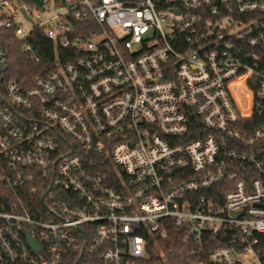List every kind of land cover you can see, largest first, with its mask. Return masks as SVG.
Returning <instances> with one entry per match:
<instances>
[{
	"label": "built area",
	"instance_id": "obj_1",
	"mask_svg": "<svg viewBox=\"0 0 264 264\" xmlns=\"http://www.w3.org/2000/svg\"><path fill=\"white\" fill-rule=\"evenodd\" d=\"M40 1L0 0L55 45L24 85L0 34V264H172L170 230L177 264H264V0Z\"/></svg>",
	"mask_w": 264,
	"mask_h": 264
},
{
	"label": "trees",
	"instance_id": "obj_2",
	"mask_svg": "<svg viewBox=\"0 0 264 264\" xmlns=\"http://www.w3.org/2000/svg\"><path fill=\"white\" fill-rule=\"evenodd\" d=\"M22 1L32 2V0ZM0 34L3 35L1 39L8 60V66L2 71V77L6 80L16 79L24 85H31L37 76L46 74L50 69L54 59L55 45L41 31H36L33 38V42L41 56L40 62H33L19 49L20 44L16 41L13 32L0 30ZM62 53H64L63 50H61ZM35 199L37 198L35 197ZM37 204L41 206L40 199ZM30 211L33 212L32 209ZM176 238L174 230H170L169 237L161 241V247L172 264H177V257L187 256L184 246Z\"/></svg>",
	"mask_w": 264,
	"mask_h": 264
},
{
	"label": "water",
	"instance_id": "obj_3",
	"mask_svg": "<svg viewBox=\"0 0 264 264\" xmlns=\"http://www.w3.org/2000/svg\"><path fill=\"white\" fill-rule=\"evenodd\" d=\"M34 1H35L36 3H38L40 6H42V3H41L40 0H34ZM22 11H23L24 13H26V10L22 9ZM25 234H26V236H27L28 239H29L30 245H31L33 248H35V249H37V250H40V249H41V246L36 242V240H35L34 238H32V236L30 235V233H29L28 231H25Z\"/></svg>",
	"mask_w": 264,
	"mask_h": 264
},
{
	"label": "rangeland",
	"instance_id": "obj_4",
	"mask_svg": "<svg viewBox=\"0 0 264 264\" xmlns=\"http://www.w3.org/2000/svg\"><path fill=\"white\" fill-rule=\"evenodd\" d=\"M58 9H53L52 13H57L59 11H57ZM28 26H29V23H28Z\"/></svg>",
	"mask_w": 264,
	"mask_h": 264
}]
</instances>
